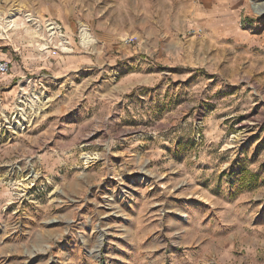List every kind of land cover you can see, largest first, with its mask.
Masks as SVG:
<instances>
[{
  "label": "rangeland",
  "instance_id": "1",
  "mask_svg": "<svg viewBox=\"0 0 264 264\" xmlns=\"http://www.w3.org/2000/svg\"><path fill=\"white\" fill-rule=\"evenodd\" d=\"M260 3L0 0V264H264Z\"/></svg>",
  "mask_w": 264,
  "mask_h": 264
},
{
  "label": "built area",
  "instance_id": "2",
  "mask_svg": "<svg viewBox=\"0 0 264 264\" xmlns=\"http://www.w3.org/2000/svg\"><path fill=\"white\" fill-rule=\"evenodd\" d=\"M48 24V29L47 31H52L50 32L51 35H56L57 37H62L61 35V28L60 26H58L56 23H47ZM64 43L67 45L68 42L64 40ZM9 68L10 65L7 62L4 61H0V75H4V74H8L9 72ZM30 90V89H28ZM23 91V90H21ZM24 93V92H22ZM20 99L22 98L23 94H20ZM36 100H38L37 98L33 97V99L31 101H28V99H26L25 102H35ZM17 108V107H15ZM34 109V108H33ZM17 112L18 113H14V115L12 116V118H5L4 115H0L2 117H0V132L5 133H15L18 130H24L26 127H28L29 122L31 121V117H29L27 115V113L25 114L24 110H22V108H17ZM9 119V120H8Z\"/></svg>",
  "mask_w": 264,
  "mask_h": 264
},
{
  "label": "bare ground",
  "instance_id": "3",
  "mask_svg": "<svg viewBox=\"0 0 264 264\" xmlns=\"http://www.w3.org/2000/svg\"><path fill=\"white\" fill-rule=\"evenodd\" d=\"M253 9L254 11L257 13V14H260L264 11V3H260V4H255L253 6ZM14 16V14H11L9 16L10 19H12ZM8 18V19H9ZM12 21V20H11ZM10 22V20L8 21ZM81 44L82 45H86V44H89L91 43L92 45L95 44V41L93 40L92 36L89 35V33L87 32V30L85 28L82 29V32H81Z\"/></svg>",
  "mask_w": 264,
  "mask_h": 264
},
{
  "label": "crops",
  "instance_id": "4",
  "mask_svg": "<svg viewBox=\"0 0 264 264\" xmlns=\"http://www.w3.org/2000/svg\"><path fill=\"white\" fill-rule=\"evenodd\" d=\"M42 66H43V68H46V69L51 68V65L50 64H46V63L42 64ZM34 67H35V65H34ZM13 79H15V78L12 75H8V74L0 75V82L4 81V84H9L10 82H13ZM40 79H42V78L39 77V80ZM1 85H2V83H0V86ZM73 121L76 122V118H74ZM73 121L71 120V122H73Z\"/></svg>",
  "mask_w": 264,
  "mask_h": 264
}]
</instances>
